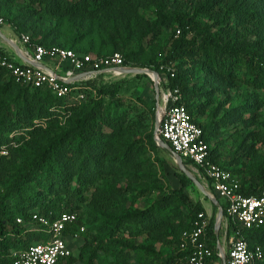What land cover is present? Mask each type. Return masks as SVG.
<instances>
[{
	"label": "trees",
	"instance_id": "obj_1",
	"mask_svg": "<svg viewBox=\"0 0 264 264\" xmlns=\"http://www.w3.org/2000/svg\"><path fill=\"white\" fill-rule=\"evenodd\" d=\"M219 3L220 11H216L214 18L220 20L219 32L221 36H225L226 41L211 34H207L198 43L186 40L187 28L195 21L180 17L177 18L180 30L173 31L174 33L179 30L180 35L173 40L167 59L173 60L183 54H199L204 57L207 70H218L219 67L223 71L220 73L222 76L242 78V82L261 90L262 96L257 99L256 104H264V61L259 56L260 52H255L256 46L243 48L237 45V39L232 34L233 23L228 21L229 13H240L249 22H255L264 35V0H220ZM119 4L120 0H22V3H17L16 0H0V24L2 20L11 24L18 36L30 29L31 35L26 33L29 35L30 44L66 47L80 54L91 53L96 56L119 52L123 56V65L132 66V60L145 54L140 49L143 54L135 49H123L129 33L137 32L143 36L152 27L143 22L135 6L123 3L122 11L118 9ZM158 4L159 17L163 21L166 18L162 10L165 0H158ZM34 5L38 8L33 7ZM115 18L119 19V25L104 26L106 19ZM47 19L55 20V26L49 30L53 32L51 37L49 32H43L34 25L37 20L44 22ZM203 26L205 27V23ZM203 26L199 30H203ZM2 57L15 56L0 48V58ZM159 64L150 55L146 62L137 65H153L159 73ZM3 75L5 81L0 82V150H6V154H11L15 160L11 161L5 154H0V264H12V250L47 238L45 232L34 229L33 213L54 219L62 212H76L77 219L66 225L63 234L72 240L71 234L83 225L85 229L80 233L83 243L78 254L72 252L66 258L65 264H94L93 257L97 256L99 250H106L120 231L128 230L129 234L136 235L158 229L169 219L167 204L185 203L184 188L189 186L191 180L176 167L178 171H174L173 176L179 186L172 189L171 193L161 195L147 208L112 216L107 225L98 227L96 234H86L87 222L78 213L81 205L86 202L99 208H108L113 201L110 191L95 189L89 193L90 187L99 178L110 173L114 166L122 171L131 165L133 148L127 145L121 151L123 142L119 141L129 125L115 106L110 108V102L103 101L106 96L115 100L117 105L121 103L119 84L96 83L95 80L104 76L100 73L94 78L81 81L80 84L74 83L79 87L73 89L71 95L82 94V98L75 100L70 97H57L47 87L18 83L6 68L0 66V79ZM166 79L167 88L179 90L180 98L177 103L185 104L194 121L202 128L209 159L229 170L219 162L208 146L209 131L206 126L194 116L200 110L188 101L195 92L189 87L186 76L181 72L169 71ZM81 105L89 106L83 109ZM70 113H75L76 117L63 130L61 126L70 118ZM149 143L154 150L159 148L153 140L152 131L149 134ZM28 149L31 151L27 152ZM163 151L168 152L165 149ZM20 156L22 159L16 163V158ZM183 160L193 164L188 159ZM160 161L162 163L163 159ZM10 169L15 171L5 184L2 179ZM256 173L252 182H240L243 194L254 195L260 192L264 185V167H259ZM73 180L75 183L71 185ZM214 195L224 213V201ZM212 207L216 208L214 205ZM202 211L204 208L199 204L189 209V224L180 231L176 247L167 257L156 256L147 260L140 256L132 264H166L184 255L186 252L180 250L181 232L190 229L197 214ZM18 218L21 219L20 222H17ZM212 225L213 216L209 218L206 243L213 251L212 259L218 264L220 258L216 254L217 237ZM229 235L228 225L227 239ZM243 235L250 247L259 245L264 252V222L257 227L244 229ZM104 239L105 243L102 241Z\"/></svg>",
	"mask_w": 264,
	"mask_h": 264
},
{
	"label": "rangeland",
	"instance_id": "obj_2",
	"mask_svg": "<svg viewBox=\"0 0 264 264\" xmlns=\"http://www.w3.org/2000/svg\"><path fill=\"white\" fill-rule=\"evenodd\" d=\"M16 2L22 3V0H16ZM219 2L220 0H165L166 4H163L162 10L166 18L161 21L158 0H120L118 9L124 11L123 3L135 6L143 22L148 27H152L143 36L131 31L123 49H135L138 52L142 50L145 54L132 60L130 67L149 68L158 73L153 65L144 67L137 64L146 62L150 55H153L160 63L159 92L156 94L154 82L144 73L119 74L107 76L105 79L98 77L99 79L95 80L98 84L110 82L119 84L118 93L121 103L117 105L115 100H110L106 96L103 101L110 102V108L115 106L129 125L119 138V141L123 142L121 151L127 145H131L133 150L131 165L122 171L114 166L110 169V173L99 178L90 187L89 193L95 189L110 191L113 201L108 208H99L86 202L81 205L78 213L81 219L87 222L86 234H96L98 227H103L112 216L149 207L161 195L171 193L172 189L179 186V182L173 176V172L178 171L176 167L179 168L173 155L163 151V148L158 145L159 148L154 150L149 143L150 131L153 134L156 103H162L161 91L166 87V74L169 71L184 74L189 87L193 88L195 93L189 97L188 101L198 106L200 111L195 112L194 116L209 131L207 144L219 162L228 168L241 183L252 182L257 175V169L264 167V104H256L257 99L262 96L261 90L242 82V78L222 76L220 73L223 71L219 67L218 70L214 68L207 70V65L203 61L204 57L199 54L191 56L183 54L173 60L167 59L173 40L180 35L177 30L173 33L174 29L180 30L177 19L180 17L192 18L195 21L187 28L186 40L198 43L207 34H211L226 41L225 36L223 34L221 36L219 32L220 20L214 18L216 11H220ZM12 4L14 5V2ZM33 7L38 8L37 5ZM228 19L229 23H233L232 34L237 39V45L243 48L256 46L255 52H260L259 56L264 61V35L255 22H249L247 17L233 11L229 13ZM40 21H35L34 25L43 32H49L48 35L51 37L53 32L49 30L55 26V20ZM111 24L119 25V19H106L104 22L106 27H111ZM201 26L203 30H199ZM0 30L7 37H12L17 45H22L20 36L14 32L11 24L2 20ZM26 33L31 35V30H26ZM0 48L13 53V48L1 37ZM4 81L5 76L0 79V82ZM88 106L81 105L83 109ZM75 113H70V118H67L66 123L61 126L63 130L72 124L76 117ZM26 151L29 152L31 149ZM5 156L11 161L15 160L11 154L10 156L5 154ZM21 159L22 156L17 157L16 163ZM159 159H163V162L161 163ZM182 161L204 186L197 167L186 163L183 159ZM14 171L15 169L8 170L6 177L2 179L3 183H8ZM74 183V180L70 182L71 185ZM184 193L186 194L185 203L167 204L170 211L169 219L158 229L136 235L129 234L128 230L120 231L106 250L98 251L97 256L93 257V263L132 264L140 256L146 257L147 260L154 259L156 256L167 257L175 249L180 231L189 224L188 212L195 204L201 205L209 218L213 216L212 227H214L217 207L212 201L192 181L184 188ZM225 231V225L221 222L218 237L224 251L228 247ZM102 241L106 242L105 239ZM67 242L73 253L78 254L83 238L81 236L74 240L67 239ZM218 264H221L220 261Z\"/></svg>",
	"mask_w": 264,
	"mask_h": 264
},
{
	"label": "built area",
	"instance_id": "obj_3",
	"mask_svg": "<svg viewBox=\"0 0 264 264\" xmlns=\"http://www.w3.org/2000/svg\"><path fill=\"white\" fill-rule=\"evenodd\" d=\"M20 41L31 50L30 54L25 51L24 56L29 57L36 65L16 57H2L0 66L6 68L16 82L33 87H47L57 97L78 100L82 98L81 93L71 95L72 90L79 87L74 83L80 84L100 73L104 74L103 79L119 75L122 73L115 68L126 66L123 65V56L119 52L96 56L91 53L80 54L66 47L30 44L26 33L20 34ZM44 60L53 61V68L43 66ZM161 93L160 105L164 108V115L157 135L168 142L182 159L190 160L201 173L206 189L222 198L225 203L221 222L226 231L228 225L230 227L228 247L225 250L226 264H264L262 247H250L243 235L244 229L257 227L264 222V185L258 194H243L239 179L231 171L209 159L202 128L194 121L185 104L177 103L180 98L179 90L165 87ZM6 153V150H0V154ZM76 219V212H62L54 219L33 213L34 229L45 232L47 238L12 250V264H65L66 258L73 251L63 231L67 224ZM20 221L18 218L17 222ZM208 223V215L204 211L199 212L192 227L183 230L180 235V250L186 253L166 264H216L212 259L213 251L206 243ZM84 229L83 225L79 226L71 234V239L80 238ZM216 251L220 258L217 248Z\"/></svg>",
	"mask_w": 264,
	"mask_h": 264
},
{
	"label": "water",
	"instance_id": "obj_4",
	"mask_svg": "<svg viewBox=\"0 0 264 264\" xmlns=\"http://www.w3.org/2000/svg\"><path fill=\"white\" fill-rule=\"evenodd\" d=\"M0 37L4 39L15 51L16 55H18L20 58L23 60L27 61L28 63H33L31 59L23 57L20 53V49L18 45L9 37H7L1 30H0ZM35 64V63H33ZM116 70H118L122 74H127V73H133V74H138V73H144L147 74L151 77L152 81L154 82L155 85V91L156 94H158L159 89H158V79H159V74L151 70L149 68H141V67H130V66H123V67H116ZM164 115V108L162 105L159 103H156V110H155V120H154V127H153V140L156 143V145L160 146L161 148L167 150L169 153L173 155V158L175 160V163L179 167V169L198 187V189L206 196L208 199L212 201V203L217 207V213L215 217V224L213 227L214 234L217 237L216 241V248L220 253V263L221 264H226V254L224 249L221 247L220 242H219V229L223 217V210L222 207L217 200V198L210 193L205 186H203L200 182L199 179H197L194 174L186 167V165L183 163L182 158L172 150V148L165 142L163 141L158 135V127L160 124V121Z\"/></svg>",
	"mask_w": 264,
	"mask_h": 264
},
{
	"label": "crops",
	"instance_id": "obj_5",
	"mask_svg": "<svg viewBox=\"0 0 264 264\" xmlns=\"http://www.w3.org/2000/svg\"><path fill=\"white\" fill-rule=\"evenodd\" d=\"M10 39H12L14 42H15V40L12 38V37H9ZM18 47H19V49H20V53H21V55L23 56V57H26V58H29V57H27V56H24V53H25V51H27L29 54L31 53V50H30V48H28L27 46H25L24 44H22V45H18ZM13 52V55L16 57V58H18L19 60H22V61H25V60H23L22 58H20L18 55H16V53H15V51L13 50L12 51ZM30 59V58H29ZM27 62V61H26ZM53 61H51V60H44V62H42V64H43V66H45V67H47V68H49V69H52L53 68ZM33 64V63H32ZM35 65H36V63H35ZM37 65H40V63H38Z\"/></svg>",
	"mask_w": 264,
	"mask_h": 264
},
{
	"label": "bare ground",
	"instance_id": "obj_6",
	"mask_svg": "<svg viewBox=\"0 0 264 264\" xmlns=\"http://www.w3.org/2000/svg\"><path fill=\"white\" fill-rule=\"evenodd\" d=\"M205 186V185H204Z\"/></svg>",
	"mask_w": 264,
	"mask_h": 264
}]
</instances>
